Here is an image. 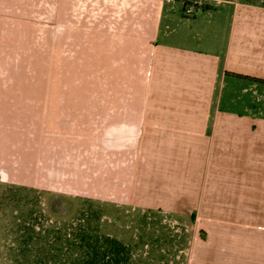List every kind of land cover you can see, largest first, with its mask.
<instances>
[{
  "label": "crops",
  "instance_id": "crops-1",
  "mask_svg": "<svg viewBox=\"0 0 264 264\" xmlns=\"http://www.w3.org/2000/svg\"><path fill=\"white\" fill-rule=\"evenodd\" d=\"M173 1L0 0V183L189 213L200 263L264 264V120L239 110L264 5Z\"/></svg>",
  "mask_w": 264,
  "mask_h": 264
},
{
  "label": "rangeland",
  "instance_id": "rangeland-1",
  "mask_svg": "<svg viewBox=\"0 0 264 264\" xmlns=\"http://www.w3.org/2000/svg\"><path fill=\"white\" fill-rule=\"evenodd\" d=\"M208 2L215 4L217 1L201 0L197 5L191 3L185 8L183 1H173L167 4L166 15L175 9L180 16L184 13L193 17L196 12L202 13V7L210 4ZM224 6L215 10L226 8ZM187 8H193L194 14L187 13ZM164 21L167 22L168 18L165 17ZM247 102L255 103V111L264 120V100L259 96L257 99H247L241 95L239 110L243 111ZM16 187L22 186L0 183V264H22L17 261L24 259L18 249L23 239H27L32 232L29 227L34 225L37 232L43 230L44 233V225L63 226L75 218L80 207L88 206L87 202L84 204L86 198L94 200V206H102L104 231L130 246V264H202L191 249L195 245V236L200 234V228L192 226L189 213L143 211L131 205H116L101 199L61 194L47 188ZM39 240L40 237H34L29 245L32 248L29 254L31 259L42 252L37 246L41 243L44 245V238ZM220 262L230 264L232 260L222 259ZM29 264L37 263L33 261ZM207 264L216 263L210 259Z\"/></svg>",
  "mask_w": 264,
  "mask_h": 264
},
{
  "label": "trees",
  "instance_id": "trees-1",
  "mask_svg": "<svg viewBox=\"0 0 264 264\" xmlns=\"http://www.w3.org/2000/svg\"><path fill=\"white\" fill-rule=\"evenodd\" d=\"M240 1L264 5V0ZM84 201L88 206L80 207L75 218L61 227L44 225L43 233V230L37 232L32 224L29 227L32 232L27 239H23L18 249L24 259L17 261L22 264L33 261L37 264H130V246L103 229L102 206H94L92 199L86 198ZM99 204L103 205L100 202ZM192 218L195 219V215ZM34 237H40L39 241L44 238V245L41 243L37 246L42 252L37 253L35 259H31L29 254L32 248L29 245Z\"/></svg>",
  "mask_w": 264,
  "mask_h": 264
},
{
  "label": "built area",
  "instance_id": "built-area-1",
  "mask_svg": "<svg viewBox=\"0 0 264 264\" xmlns=\"http://www.w3.org/2000/svg\"><path fill=\"white\" fill-rule=\"evenodd\" d=\"M186 12H187V13H193V12H194V9H193V8H187V9H186Z\"/></svg>",
  "mask_w": 264,
  "mask_h": 264
}]
</instances>
